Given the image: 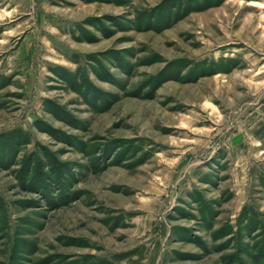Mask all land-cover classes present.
<instances>
[{"label":"rangeland","instance_id":"374dc122","mask_svg":"<svg viewBox=\"0 0 264 264\" xmlns=\"http://www.w3.org/2000/svg\"><path fill=\"white\" fill-rule=\"evenodd\" d=\"M0 264H264V0H0Z\"/></svg>","mask_w":264,"mask_h":264}]
</instances>
